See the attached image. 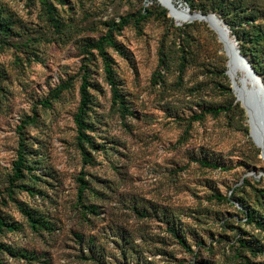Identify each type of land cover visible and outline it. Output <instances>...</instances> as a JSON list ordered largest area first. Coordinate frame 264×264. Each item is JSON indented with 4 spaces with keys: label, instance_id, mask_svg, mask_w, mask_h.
<instances>
[{
    "label": "rangeland",
    "instance_id": "1",
    "mask_svg": "<svg viewBox=\"0 0 264 264\" xmlns=\"http://www.w3.org/2000/svg\"><path fill=\"white\" fill-rule=\"evenodd\" d=\"M50 1L59 29L45 19L39 0H0L2 16L11 22L10 31L0 33V215L20 225L19 231L0 236L12 251L0 254V264H264V252L253 255L239 242L264 250V232L246 223L233 201L221 199L234 190L264 216L259 146L239 129L235 109L189 119L234 97L220 73L224 69L227 75V58L208 22L194 20L187 29L189 53L179 81L171 24L189 22L178 24L175 20H188L169 11L167 18L159 16L160 0L156 5L151 0ZM178 1L172 0L179 6ZM192 1L203 8L215 1L226 8L237 1L245 9L264 8V0ZM151 5L152 16L139 27L130 21L116 32L122 53L107 48L126 107L120 110L111 102L100 56L95 50L88 56L82 48L112 22ZM253 24L251 29H264L260 11ZM163 39L169 71L162 85L153 84ZM83 64L92 94L87 134L93 147L85 144L87 162L73 121ZM68 80L69 87L49 107L41 105L51 89ZM20 139L33 169L10 186ZM80 175L87 182L82 201L93 205L92 211L77 202ZM21 205L45 218L50 229L31 230Z\"/></svg>",
    "mask_w": 264,
    "mask_h": 264
},
{
    "label": "trees",
    "instance_id": "2",
    "mask_svg": "<svg viewBox=\"0 0 264 264\" xmlns=\"http://www.w3.org/2000/svg\"><path fill=\"white\" fill-rule=\"evenodd\" d=\"M42 10L44 11V17L45 19L50 23V25L54 29L60 28L59 20L56 17V10L50 0H39ZM153 2V5H156V0H151ZM182 2H185L189 8L190 11L198 10L202 13H207L208 10L210 12L216 13L231 30V34L234 35L238 42V46L240 49V52L247 56L249 62L251 63V66L256 70L257 73L262 75V80L264 82V29L261 27V25H258L257 27L251 29V27L254 25L253 23L258 19L259 11L261 14L262 20H264V8L258 9L257 7H251L248 9H245L239 2L237 1V4H234L232 7L226 8L223 1H215L212 2V4L208 8H203L201 6H196V4L193 3L192 0H181ZM153 5L150 7L144 8V12H140L138 15L131 16L127 15L125 17L120 18L118 22H112L109 25V28L107 31L99 36L96 40L90 41L82 48V51L86 53L88 56L93 55V50H95L98 55L101 58L102 64H103V71L105 74V79L109 85L110 92H111V102L112 104H117L120 110H125L124 101L122 100V96L118 91V85L114 77L113 72V58L109 55L107 52V48L114 49L118 51L119 53H122V50L117 43L115 39L116 32H119L124 26H126L130 21L135 25V27H139L141 22H143L145 19L149 18L153 14ZM232 5V4H231ZM165 8V7H164ZM159 8L157 11L158 15L167 18L166 17V11L168 13L167 9ZM208 9V10H207ZM201 21V20H200ZM178 24L186 23L183 27L182 26H175L171 24V28L173 29L172 35L173 39L171 41V45L177 48L178 53V75L177 78L180 81L183 69L186 62V56L189 53L188 48L184 44L185 39H188L190 37L189 32L187 29L191 26H194L196 21H176ZM205 24H207L205 22ZM11 22L8 18H5L2 16V12L0 11V33H6L10 31ZM209 26V25H208ZM213 35L215 37L216 34L213 32ZM166 40H162L160 42L159 48H158V64L154 72L152 73L151 81L153 84H156L160 82L164 83V76L169 71V50L166 48ZM262 55V56H261ZM84 64L81 66L83 73L81 76V81L78 88V94H79V100H78V106L76 109V112L73 117L74 124L76 126L77 131V145L82 153V159L84 162L88 161L89 153L86 151L85 144L90 145L93 147V138L89 134H87V131L91 129V125L89 123L88 115L90 106L92 103V94L90 92L91 83L88 81L87 76V70ZM224 69L220 71L222 77L227 82V90L232 93V90L230 88V83H228L227 75L224 74ZM70 85V81H65L60 84H58L56 87L51 89L48 93V97L43 99L41 102V105L44 107H49L51 105V99H56L60 96L61 92L67 89ZM234 96V95H233ZM237 110L239 113V129L245 131V133L248 132V126L245 123V115L244 110L240 106L238 101H235V97H233L229 102L218 105V106H205L202 110L199 112H193L190 116V121H199L201 120L206 114L217 116L220 113H229L232 110ZM202 165L208 166V167H218V164L210 163L207 160H201L200 161ZM32 166L28 164V160L26 158V146L24 145L23 141L20 139L19 141V148L17 151V158L13 163V176L10 179V186L14 185V181H17L19 179H22L26 176L27 173H30L32 170ZM26 171V172H25ZM82 174V173H81ZM78 191H77V202L82 206L83 208H89L94 209L93 205H86L83 203V191L87 188V182L84 180V178L80 175L78 177ZM25 190H30L29 187H25ZM219 197V196H218ZM221 199L228 201H233L239 211L242 212L243 217L245 218V222L248 224H253L256 226L259 230L264 232V216H262L258 209H256L254 206H251L247 203H243L241 199H239L237 196L234 195V190H232L229 193V196L221 197ZM20 210L22 214L26 217L28 226L33 231H38L40 229H50L49 222L45 220V218L36 215L33 210H30V208H25L23 205L20 206ZM92 211V210H91ZM20 225L16 222H9L6 221L1 215H0V236L4 235L7 232H14L19 231ZM172 233L175 235V237L179 240V243L183 246H185L184 240L176 230L172 229ZM245 239L239 238V242L241 245L250 251L253 255H256V253H262L264 252L263 248L259 247L256 244L247 243V241H244ZM6 252H12L9 250V247L5 246V243L0 242V254ZM238 255V254H237ZM247 264H258L256 262H250L247 260Z\"/></svg>",
    "mask_w": 264,
    "mask_h": 264
},
{
    "label": "water",
    "instance_id": "3",
    "mask_svg": "<svg viewBox=\"0 0 264 264\" xmlns=\"http://www.w3.org/2000/svg\"><path fill=\"white\" fill-rule=\"evenodd\" d=\"M178 5L195 18L213 17L215 27H212V30L221 43L227 58L225 73L229 78L230 88L234 94L235 101H238L244 110L248 133L254 144L258 146L252 134H260V132L264 134V82L262 75L257 73L251 66L247 56L240 52L238 42L234 35L231 34L230 28L216 13L190 11L189 6L181 0L178 1ZM235 82H238L239 86ZM259 154L263 157L262 148H260ZM260 175L261 173L257 177Z\"/></svg>",
    "mask_w": 264,
    "mask_h": 264
},
{
    "label": "bare ground",
    "instance_id": "4",
    "mask_svg": "<svg viewBox=\"0 0 264 264\" xmlns=\"http://www.w3.org/2000/svg\"><path fill=\"white\" fill-rule=\"evenodd\" d=\"M161 4L169 11V13L175 18L179 20H205L208 22V25L212 28H214V19L213 17H201V18H195L194 16L190 15L189 12L184 11L181 6L175 5L170 0H160ZM212 28V29H213ZM237 86L238 82H235ZM237 93V91H236ZM256 143L260 148L263 149V161H264V134L260 132V134H252Z\"/></svg>",
    "mask_w": 264,
    "mask_h": 264
}]
</instances>
